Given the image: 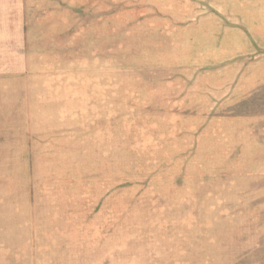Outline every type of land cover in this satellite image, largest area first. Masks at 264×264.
I'll return each instance as SVG.
<instances>
[{
	"label": "rangeland",
	"instance_id": "rangeland-1",
	"mask_svg": "<svg viewBox=\"0 0 264 264\" xmlns=\"http://www.w3.org/2000/svg\"><path fill=\"white\" fill-rule=\"evenodd\" d=\"M0 264H264V0L0 7Z\"/></svg>",
	"mask_w": 264,
	"mask_h": 264
},
{
	"label": "crops",
	"instance_id": "crops-1",
	"mask_svg": "<svg viewBox=\"0 0 264 264\" xmlns=\"http://www.w3.org/2000/svg\"><path fill=\"white\" fill-rule=\"evenodd\" d=\"M22 6V0H0V7L3 8H18Z\"/></svg>",
	"mask_w": 264,
	"mask_h": 264
}]
</instances>
